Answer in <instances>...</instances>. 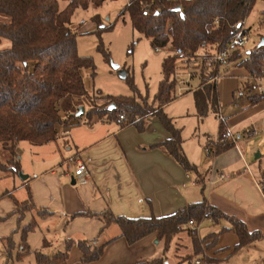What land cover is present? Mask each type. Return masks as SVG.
Wrapping results in <instances>:
<instances>
[{"label":"trees","instance_id":"obj_1","mask_svg":"<svg viewBox=\"0 0 264 264\" xmlns=\"http://www.w3.org/2000/svg\"><path fill=\"white\" fill-rule=\"evenodd\" d=\"M67 5L60 9L59 2ZM106 0H0V14L9 18L0 22V42L2 38L10 41V46L0 49V147L7 152L8 159L0 160V170L6 175L21 171L20 160L16 151L19 142L26 141L33 145H42L59 134V128L71 124L73 114L61 116L57 104L66 95L88 97L82 78V68L93 69L90 56L77 53L75 33L70 28L71 17L77 7L87 8L89 3L94 7L102 5ZM254 0H129L120 13H128L130 25L149 40L153 48L167 46L180 47L184 58L194 56L203 45L213 51L226 47L239 27H243ZM179 7L177 11L176 8ZM98 20V17H94ZM261 22H264L260 19ZM110 27L95 29L98 35ZM246 32L248 30L245 29ZM264 37V36H262ZM260 37V39L262 38ZM260 39L258 43L260 42ZM106 59L109 53L102 45L98 46ZM211 52H207L208 56ZM196 56V55H195ZM189 58V57H188ZM177 54L164 57L161 61L162 77L158 82L153 104L155 111L149 113L146 97L142 96L134 85L133 76L127 70L124 80L131 87L132 95H102L106 103L93 105L85 110L84 116L88 123L94 117L106 118L120 127L133 125L142 131L146 118L155 116L170 134L153 147L162 149L186 171L195 175V182L203 186L204 174L191 163L182 148L180 129L171 117L163 110L164 106L177 98L175 93L177 72L179 68ZM200 66V74L205 70L207 59ZM231 63H237L248 72L251 78L264 77L261 68L264 66V44L254 46L243 52L235 49L229 57ZM211 68L204 81L195 89L184 90L181 94L192 91L195 107L199 117L207 115L209 110L217 113L219 109L217 77L224 74L221 66L211 63ZM204 68V69H203ZM93 73V71H92ZM100 93V92H99ZM255 101L256 96L251 97ZM123 115V119H120ZM226 127L223 120L218 125V137L223 139ZM234 144L229 141H212L207 156L217 155ZM14 190H5L2 195H9L16 204V211L36 210L31 202L30 193L24 201H18ZM37 212L43 210L37 209ZM95 216L104 225L115 223L120 229V237L128 244H133L152 234L163 244L166 250L173 237L186 231L191 238L193 255L201 256V262H211L203 255L202 242L206 239L197 235V225L206 219L217 222L224 219L229 226L220 231L232 230L238 240L233 251L248 245L262 237L258 231H249L243 221L228 215L203 197L201 201L189 203L179 211L164 216L128 218L114 215L109 209L102 212L77 213L75 216ZM4 217H0L3 219ZM196 225L190 227L188 222ZM32 218L22 229L21 251L17 259L30 253L25 243V236L36 227ZM73 240L65 241L62 251L47 254L40 250L34 251L35 264H69V252L74 245ZM81 253V263L98 260L104 251L105 244L96 245L93 240L82 239L76 242ZM209 244H212L210 242ZM193 256L191 255L190 258ZM164 256L153 258L143 264H166Z\"/></svg>","mask_w":264,"mask_h":264},{"label":"crops","instance_id":"obj_2","mask_svg":"<svg viewBox=\"0 0 264 264\" xmlns=\"http://www.w3.org/2000/svg\"><path fill=\"white\" fill-rule=\"evenodd\" d=\"M180 70L186 72L185 68ZM217 91L220 113L218 85ZM185 94L193 92L181 96ZM252 96L249 99L254 102ZM254 114L250 112L246 118ZM199 119L202 121L203 117ZM233 126L231 123L226 129L231 130ZM169 137L168 131L155 117L146 119L142 131L133 125L120 127L106 118L94 117L88 123L83 117L78 125L63 128L61 135L59 130L55 139L33 145L35 147L31 150L36 156L30 165L23 158L24 149L20 147L26 141L19 142L16 151L20 168L28 175L21 183L26 190L22 200H26L30 193L35 209L41 208L43 212L37 213L40 220H35L36 227L25 236L30 253L15 264H35L34 251L52 255L62 251L67 240L75 242L70 249L68 263L82 264L76 244L82 239L93 240L96 245L105 244L102 256L85 264H143L160 256L168 258L175 252L173 246L169 251L164 250L163 245L159 247L160 242L154 234L128 244L120 237V229L115 223L104 225L95 216L75 215L109 209L114 215L128 218L159 217L179 211L203 197L222 212L243 221L249 231L260 232L262 237L248 245L258 242L264 252V188L259 186L264 181V170H252L237 148L223 151L206 161L198 160L183 143L188 160L204 173L205 183L198 185L193 173L186 171L162 149L153 147V144ZM61 147L68 151L67 159H63L65 155ZM75 158L81 159L87 167L84 184H71ZM30 220L26 214L22 224L26 225ZM208 222L218 224L220 228L218 232H210L202 242L203 255L211 261H204V264H222L233 253L248 246L233 251L238 240L236 233L220 231L222 227L229 226L228 222L224 219ZM5 224L7 227L2 237H7L14 227L13 221ZM182 234L187 235L186 231L179 232L172 241L183 239L184 246L188 250L193 249L191 238ZM197 235L200 238L198 229ZM14 240L22 243L18 233ZM222 251L226 254L222 255Z\"/></svg>","mask_w":264,"mask_h":264},{"label":"rangeland","instance_id":"obj_3","mask_svg":"<svg viewBox=\"0 0 264 264\" xmlns=\"http://www.w3.org/2000/svg\"><path fill=\"white\" fill-rule=\"evenodd\" d=\"M128 1L106 0L98 7H94L89 3L87 8L77 7L74 10L70 28L75 33L76 50L79 55L92 58L94 70L89 68H82L81 70L85 88L89 93L87 98L68 94L59 100L57 107L61 116L76 115L80 108L87 110L88 107H91L89 98L92 99L93 105H101L106 103L102 95H132L133 91L123 77L127 70L133 76L134 85L142 96L147 98L146 106L149 107V113L155 111L156 104H153V100L158 82L162 77L161 60L173 54L171 51L174 47L167 46L157 51L150 45L147 38L133 30L128 13H120ZM65 5H67V2H59L60 9ZM94 17H98V20ZM260 19L264 21V1L254 0L243 23V28L248 30L250 35L249 41L242 49L243 52L256 46L260 37L264 36V22H261ZM8 20L7 16L0 14V22H7ZM98 27L110 28L103 30L98 35L94 32ZM99 45H102L104 50L109 53L108 59L98 50ZM9 46L10 41L2 38L0 49ZM207 52H211V50L203 44L196 51V56H188L189 58L186 59L184 55L182 58L179 57L183 60L178 61L179 70L176 76L175 90L177 98L167 103L163 110L171 117L175 126L180 129V136L184 140L182 144L186 143L187 150L194 152L193 156L198 160L209 161L213 156H207L205 145L207 140L215 141L218 137L219 111L215 113L209 110L201 121L196 111L194 95L185 94L181 96L183 90L188 87L197 88L199 83L206 78L209 67L211 68L209 57L214 51L212 50L209 56ZM184 54L187 53L184 52ZM205 57L207 62L204 67L205 70L202 71L203 75H201L199 72L200 66L205 61ZM182 68H185L186 72L181 71ZM221 70H225L224 74L216 76L221 105L220 113L225 118L223 120L225 127L228 128L231 123L234 124L231 132L237 139L236 143L227 150L237 148L252 170L257 172H259V168L264 170V100L255 95L257 83L264 87V78L254 79L249 77L246 69L236 62L228 66H221ZM252 95L256 96L254 102L249 99ZM84 112L80 116L73 117L68 127L78 125L85 117ZM250 112H255V114L250 118H246ZM149 117L155 116L151 115ZM253 126L259 130V135L248 137L244 135ZM58 128L61 135L63 128ZM20 147L24 149L23 158L30 165L31 160L36 156L31 150L35 146L29 142H22ZM61 151L65 155L63 159H67L68 151L64 150L63 147H61ZM256 153L260 155L258 158H254ZM6 159H8V154L0 147V160L4 162ZM20 172L27 174L22 170ZM21 183L22 180L18 173L6 175L5 172L0 170V194L5 190L14 189V197L19 201H24L22 198L26 190L21 186ZM15 209L16 204L12 197L9 195L0 196V217H4L0 219V264H15L26 258L25 256L22 259H17L21 246L19 242L15 243L14 235L18 233L21 237L24 225L22 221L26 214L29 219L40 220L38 212L34 209L25 210L22 213ZM9 221H13L14 227L9 231L7 237H2L7 227L5 223ZM208 221L206 219L197 227L198 234L202 239L207 237L210 232H218L220 228L218 224H211ZM210 222L213 221L210 220ZM182 236L187 237L186 234H182ZM162 245L160 243L159 247H162ZM170 246H173L175 252L168 258L164 256L166 262L195 264V260L199 259V256L193 255V249L188 250V247L184 246L183 239H177L176 242L172 241ZM170 246L167 251H169ZM225 254L226 252L222 251V255ZM191 255L193 258H190ZM222 264H264V252L260 244L256 242L239 249Z\"/></svg>","mask_w":264,"mask_h":264},{"label":"built area","instance_id":"obj_4","mask_svg":"<svg viewBox=\"0 0 264 264\" xmlns=\"http://www.w3.org/2000/svg\"><path fill=\"white\" fill-rule=\"evenodd\" d=\"M249 39H250L249 33L246 32L243 27H239L235 31L233 37L231 38V40L229 41V43L226 47H224L220 51H214L210 55L209 62L210 63L217 62L220 66L230 65L231 62L229 60V57L232 55V51L235 49H243L245 47V45L247 44V42L249 41ZM155 49L157 51H160L162 48L156 47ZM171 52L173 54H177L180 58H182L184 55V51L180 47H174L173 51H171ZM261 71L264 73V66L261 68ZM256 95L258 98H261L264 100V87L261 84L256 85ZM218 118H219V120L224 119L221 113H219ZM120 119H123V115H120ZM258 134H259V130L257 128H251L250 130H248L245 133V135L247 137L248 136H255ZM225 140H229L233 144H235L237 141L236 137H234V135L232 134L230 129L225 130L223 139H221V138L219 139V137H217V139L215 141H225ZM211 142H212V140H207V144L205 145L206 146L205 150L207 153L209 152L208 146ZM74 163H75V171L73 174L74 182L76 184L86 183L88 170H87L85 163L79 158H75ZM220 177L223 178L224 176L221 175ZM259 186L261 188H264V181L259 183ZM208 220L210 221L211 219H208ZM188 224L191 227L196 225L193 221H189ZM195 264H202V262L199 259H196Z\"/></svg>","mask_w":264,"mask_h":264},{"label":"water","instance_id":"obj_5","mask_svg":"<svg viewBox=\"0 0 264 264\" xmlns=\"http://www.w3.org/2000/svg\"><path fill=\"white\" fill-rule=\"evenodd\" d=\"M176 10L178 11V10H179V7H177ZM263 44H264V37H262V38L260 39V42L258 43V46H261V45H263ZM124 76H125V73H124L123 77H124ZM83 112H84V109H83V108H80L79 111L76 113V116L81 115ZM258 157H259V154L256 153L255 156H254V158H258ZM18 175H19L20 179L23 180V181L26 180V179L28 178V175H27V174H23L22 172H19ZM74 183H75V182H74V178L72 177V178H71V184H74ZM155 242H157V240H156ZM166 264H167V263H166Z\"/></svg>","mask_w":264,"mask_h":264}]
</instances>
